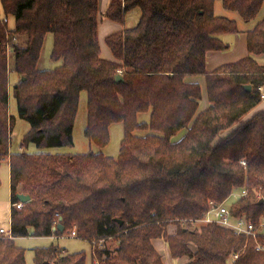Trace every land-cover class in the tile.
I'll use <instances>...</instances> for the list:
<instances>
[{
	"label": "trees",
	"instance_id": "obj_1",
	"mask_svg": "<svg viewBox=\"0 0 264 264\" xmlns=\"http://www.w3.org/2000/svg\"><path fill=\"white\" fill-rule=\"evenodd\" d=\"M263 2L221 0L246 22L258 17ZM214 6L215 0H110L108 20L122 25L134 9L140 17L105 37L113 57L106 60L98 0H0V165L9 163L11 204L0 264H27L17 238L71 231L95 243L93 255L50 244L34 248V263L163 264L152 243L163 239L171 258L186 257L184 264H264V233L246 238L216 224H193L234 192L241 195L230 207L233 216L264 220V110L250 115L263 98L264 65L254 57L264 55V14L246 32L249 55L207 71L206 54L228 49L220 36L239 33L237 21L215 15ZM48 34L50 58L61 64L41 71ZM22 37L23 45L14 42ZM11 72L19 78L18 116L29 124L16 152L9 151ZM188 77H204L203 110L202 88ZM81 92L84 136L98 151L27 152L30 145H74ZM114 124H122L123 137L118 155L109 157L102 150ZM18 194L30 197L20 210ZM59 223L63 232L53 230Z\"/></svg>",
	"mask_w": 264,
	"mask_h": 264
},
{
	"label": "rangeland",
	"instance_id": "obj_2",
	"mask_svg": "<svg viewBox=\"0 0 264 264\" xmlns=\"http://www.w3.org/2000/svg\"><path fill=\"white\" fill-rule=\"evenodd\" d=\"M214 12L215 15L226 17L228 19L236 20L238 22L239 27L246 28L251 22L253 21H243L241 20L236 12L226 10L223 8L221 0H215V6H214ZM140 17V11L138 9H134L133 11L129 12L127 16L125 17L124 24L121 25L125 28H131L136 25ZM107 19L104 16V13L99 14V23L101 24L102 21H105ZM258 19L254 20L256 22ZM8 26L10 29L14 26V20L12 17L8 18ZM24 37L16 39L14 42H17L19 45H23ZM53 46V36L52 34H48L45 38V42L41 51L40 59L37 63V69L38 70H52L56 67H58L61 62L57 61L54 62L50 58L51 50ZM105 46V43L102 39L101 48ZM8 56H9V70L13 69L14 61L12 58V51L11 46H8ZM258 62L261 64H264V56L258 59ZM220 65H217L215 68H217ZM209 71L214 70L208 69ZM121 74V73H120ZM198 80V79H197ZM197 80H190L189 82H196ZM199 83L201 84L202 88V100L200 102L199 110H201V107L205 106L206 102V87H205V80L204 77L202 79H199ZM19 83L18 76L11 72L10 73V82L8 85L9 89V102H8V114L14 117V122L10 134V146L9 151L10 152H16L20 150V144L23 135L25 132L29 129V124L19 118L17 113V105L16 101L14 99V92L13 88L16 87ZM141 119H147L148 114L140 115ZM86 126V93L81 92L79 96V105H78V111L76 114L74 127H73V140L74 145L72 147H53V148H36L33 145H30L26 151L30 153L35 152H47V153H86L88 151H98V148L94 146L93 144L89 143V141L84 136V128ZM184 133H179V135L176 137V139H179ZM123 137V127L122 124H114L110 129V141L108 145L102 150L103 154L109 157H116L119 152L120 142ZM176 141V140H173ZM241 194L238 192H234L229 198L225 201V205L232 207L234 202L239 198ZM10 186H9V170L7 163H2L0 165V226H3L6 230H9V223H10ZM56 228V227H55ZM175 227L171 225L168 228L169 233H174ZM56 230V229H55ZM72 232V231H71ZM160 242L165 241L163 239H160ZM17 246L22 247L25 249V259L27 264H35L34 263V248L36 247H47L50 244H53L54 246L58 247L61 250L66 251L67 253H77L84 251L89 258L90 255H93L94 252V244L95 243H89L87 241L80 240L74 236H62L58 238H49V237H26V238H20L16 241ZM166 244V243H165ZM167 247V245H166ZM167 251L168 247H167ZM169 260H173L169 257ZM188 261L186 257L181 258L180 261H174V264H181ZM163 262V259H162ZM164 264V263H163Z\"/></svg>",
	"mask_w": 264,
	"mask_h": 264
},
{
	"label": "crops",
	"instance_id": "obj_3",
	"mask_svg": "<svg viewBox=\"0 0 264 264\" xmlns=\"http://www.w3.org/2000/svg\"><path fill=\"white\" fill-rule=\"evenodd\" d=\"M109 2H110V0H98L99 14H102L106 11V9L109 5ZM263 14H264V2H263L261 12L259 13V15L256 19L259 20L263 16ZM252 21L253 22H251L250 24H247L248 26L246 28L238 26L239 33H237V34H225V35L220 36V39L225 44L228 45V49L225 51H221V52H212L211 51V52H208L206 54L207 71H209L208 70L209 68L215 69V67L217 65L233 63V62H236L240 59H243L249 55L248 51H247V44H246V32L251 30L257 22V21L254 22V20H252ZM123 28L124 27H122L121 24L110 21L108 19H105V21H102L101 24L99 23L97 35H98V41H99V45H100V55L103 59L112 60L113 57H112L110 50L106 46V44L103 48H101L102 39L105 43V37L106 36L113 34V33H116V32H119ZM263 56L264 55H260V56L254 57V58L258 62V59H260ZM259 64H261V63H259ZM262 65H264V64H262ZM202 78L203 77H188L187 80L188 79H190V80H197L198 79L196 82L199 83V81H200L199 79H202ZM262 92H263V98H262L261 104L259 106H257L253 110V112H251L250 115H252L254 112L264 110V87L262 88ZM205 103H206L205 106L201 107V110L206 108L207 99H206ZM112 126L113 125H111L109 128V133H110V129ZM5 163H7L8 170H9V163L8 162H5ZM9 186H10V170H9ZM9 219H10V216H9ZM0 228H3V226H0ZM8 229L9 230H7V231H10V225H9ZM22 238H26V237H22ZM49 238H58V237L53 236V237H49ZM17 239H20V238H17ZM17 239H15V242L17 241ZM152 243H153L154 248L161 254L164 264H174V260H169V257L171 258V256H170L169 251H167V247H166V244L164 242H160V239H158V240H153ZM180 260L181 259H179L177 261H180ZM184 263H181V264H184Z\"/></svg>",
	"mask_w": 264,
	"mask_h": 264
},
{
	"label": "built area",
	"instance_id": "obj_4",
	"mask_svg": "<svg viewBox=\"0 0 264 264\" xmlns=\"http://www.w3.org/2000/svg\"><path fill=\"white\" fill-rule=\"evenodd\" d=\"M243 193L244 191L242 194ZM14 207L17 210H20L23 207V203L19 202L15 204ZM193 224L194 226L195 224H216L222 228L232 231L236 235L245 236L246 238H255L260 233H264V220H261L255 224L253 221L246 219L244 216L235 217L231 214L230 207L225 205V202L221 204L211 203L209 210L206 212L203 218L194 222ZM69 235L76 237L75 231L70 232ZM4 236L10 238V231L0 228V237ZM233 257L236 258L237 256L234 255Z\"/></svg>",
	"mask_w": 264,
	"mask_h": 264
},
{
	"label": "water",
	"instance_id": "obj_5",
	"mask_svg": "<svg viewBox=\"0 0 264 264\" xmlns=\"http://www.w3.org/2000/svg\"><path fill=\"white\" fill-rule=\"evenodd\" d=\"M24 78H22V80H23ZM122 79V77H121V75H117L116 76V81H120ZM245 87V89H247V90H251V86L250 85H246V86H244ZM17 199L19 200V202H21V203H26V202H28L29 200H30V197L28 196V195H23V194H18L17 195ZM262 201L263 200H261L260 202L262 203ZM61 220V219H60ZM120 223H122L121 221H120ZM55 229H57L58 231H60V232H63V229H64V227H63V225L62 224H57V226H56V228H54L53 230H55Z\"/></svg>",
	"mask_w": 264,
	"mask_h": 264
}]
</instances>
